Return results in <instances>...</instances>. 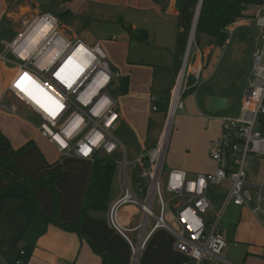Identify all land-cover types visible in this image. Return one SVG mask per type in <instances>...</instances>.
<instances>
[{
    "label": "crops",
    "instance_id": "1",
    "mask_svg": "<svg viewBox=\"0 0 264 264\" xmlns=\"http://www.w3.org/2000/svg\"><path fill=\"white\" fill-rule=\"evenodd\" d=\"M52 1L58 3L56 7L51 6ZM193 9L192 1L179 5L178 0H69L64 3H59V0H0V55L5 45L13 42L28 23L43 12H59V15L64 12V18L68 16L72 26L64 25L63 20L60 17L58 19L62 22L60 31L68 39H81L87 44L99 41L102 48V39L116 40L113 32L122 33L123 30L121 39L115 41V44L126 51V54L114 57L108 55L104 48L103 50L110 64L121 73V81H127L126 91L119 93V121L114 132L127 131L133 138V141L131 139L126 142V146L119 142L125 149L127 159L133 160L142 150L154 147L158 142L159 136L156 140L147 139L151 115L153 112L160 113L164 119L171 106L194 20ZM244 12L247 15L245 18L226 27L227 39L222 46H215L212 39L211 44L204 48L195 44L200 50V75L196 84L192 85L193 90L185 96V103L183 102L180 109L179 119L184 125V138L179 139V152L172 158L168 169H182L189 176H195L212 172L216 167L209 156L208 144L219 137L222 119L237 115L247 88L251 56L255 47L260 45L259 31L252 19L258 13H264V4L247 6ZM129 28L143 31L147 37V45L148 41H153V48L160 50L162 55L148 53V47H144L145 42L136 41L139 45H132L127 31ZM207 37L203 36L201 42ZM216 49L221 50L217 53L219 56H216L218 60L227 55L240 59L244 52L247 53L244 70L237 69L236 65L222 71L227 72L226 78L233 77L236 81L235 89L230 88L232 85L229 82L209 83L211 79L214 81L217 64L213 69L214 73L207 75L202 84L199 82L202 69L216 55ZM196 54V51L190 54L191 66L196 61ZM4 62H11L8 55L6 60L0 59V104L5 107L3 110H7L9 108L2 104L1 99L6 94L5 89L16 70L10 72L5 68ZM188 88L190 87L186 89ZM211 97L225 100V106L222 109H209L208 101ZM153 105L156 110L152 109ZM163 107L165 111H160ZM28 111L38 120L32 111ZM258 129L264 135V115L259 117ZM0 130L4 134L1 123ZM6 134L5 132L4 135L7 136ZM36 140L42 143L46 154L42 153L44 164L38 176L41 173L54 172L58 166L62 168V175L55 183L61 194V205L56 219L59 222H74L78 218L92 160L62 156L43 137ZM0 148L10 152L7 147ZM7 153L3 152L0 156ZM16 160L15 158L14 162ZM46 163L50 167H45ZM0 173L9 174L3 169H0ZM247 174L250 180L264 183V157H252ZM4 185L5 181L0 177V191ZM215 189L211 188L209 192L213 209L211 191ZM36 195L42 212L51 216L49 193L38 188ZM118 195L119 187L115 175L109 203ZM27 202L26 196L0 192V264H15L17 260L20 264H101V254L130 264L132 255L129 244L108 226L106 212L91 213L84 218L81 230L85 234L79 235L51 222L43 223L27 206ZM232 205L234 208L228 218V229L222 231L220 228L226 238L225 249L230 257V260H226L233 264H264L263 224L248 209ZM137 217V208L126 206L121 209L120 220L124 226L133 225ZM132 234L136 242V233ZM185 260L184 255L173 249V236L164 229H158L138 255L137 264H181Z\"/></svg>",
    "mask_w": 264,
    "mask_h": 264
},
{
    "label": "built area",
    "instance_id": "2",
    "mask_svg": "<svg viewBox=\"0 0 264 264\" xmlns=\"http://www.w3.org/2000/svg\"><path fill=\"white\" fill-rule=\"evenodd\" d=\"M252 22L259 31L260 45L251 56L239 111L234 117L222 119L219 137L208 144L215 169L195 176L182 169L164 168L172 117L183 107L187 78L192 76L195 85L200 75V50L195 46L192 28L158 142L133 160L127 159L125 149L113 135L119 121L117 104L122 75L110 64L99 41L87 44L81 39H68L59 29L58 17L43 12L13 42L6 44L0 55L2 60L7 55L11 57L16 66L5 93L36 115V130L60 155L92 160L99 153H121V160L115 163L119 195L107 206L106 223L129 244L132 264L135 259L138 263V255L158 229L173 236V249L186 257L181 264H233L225 258L226 240L219 229L222 212L213 209L209 196L210 189L221 187L223 182H228V191L222 211L228 203L244 207L264 227V183L250 180L247 174V162L252 157H264V135L258 129L259 117L264 115V13L256 14ZM192 48L197 52L193 66L189 64ZM78 50L80 58L73 60L83 72L69 88L55 73ZM24 72L63 104L55 118L14 86ZM4 108L0 104V109ZM152 109L156 110V106ZM7 110L15 113L16 107L12 105ZM163 191L169 195L166 200ZM126 206L138 209L136 222L130 227L120 220L121 209ZM207 212L215 215L214 222L206 216ZM128 232L136 233L135 245Z\"/></svg>",
    "mask_w": 264,
    "mask_h": 264
},
{
    "label": "trees",
    "instance_id": "3",
    "mask_svg": "<svg viewBox=\"0 0 264 264\" xmlns=\"http://www.w3.org/2000/svg\"><path fill=\"white\" fill-rule=\"evenodd\" d=\"M67 1L69 0H59V3ZM188 1H192L193 5L199 2V0H178V4L183 5ZM57 4L52 1L51 6L55 7ZM263 4L264 0H202L194 32L195 44L199 46L202 37L208 36L213 40L215 46H222L227 39L226 27L245 18L247 15L244 11L247 6H262ZM64 15L65 13L62 12L59 17L63 19ZM127 31L131 40L147 43V37L143 31L130 28ZM187 79L190 84L194 78L189 76ZM126 88L127 81L122 80L120 91L125 92ZM193 88L186 89L183 97L189 94ZM160 111H165V107L160 108ZM34 145L32 140H28L19 147L13 148L8 138L0 130V147H7L10 151L8 154L0 156V169L9 173L8 175L0 173V177L5 181L4 188L0 192L26 196L28 198L27 206L32 209L34 215L40 217L43 223L51 222L64 230L84 235L85 233L81 230L82 220L91 213L103 214L107 210L116 175L114 160L110 156L100 153L94 156L77 220L59 222L56 216L61 205V194L55 183L62 175V168L58 166L54 172L41 173L39 178L34 180L23 177L14 162L17 156ZM48 166L50 167L46 163L45 167ZM38 188L45 189L51 197V216H46L38 204L36 195ZM101 256V264H124L109 255L101 254Z\"/></svg>",
    "mask_w": 264,
    "mask_h": 264
},
{
    "label": "rangeland",
    "instance_id": "4",
    "mask_svg": "<svg viewBox=\"0 0 264 264\" xmlns=\"http://www.w3.org/2000/svg\"><path fill=\"white\" fill-rule=\"evenodd\" d=\"M196 7H197V4L193 5V8H194L193 10H195ZM53 14L56 17H59V12H55ZM62 20H63L64 25L72 26L71 21H70L68 16L63 18ZM59 29L62 30V22L60 20H59ZM106 31H109V30L106 29ZM95 33H96V31H95ZM122 33H123V30H122ZM122 33L119 31L118 32L114 31L112 35H114L116 37V40L110 39V40H108L110 42H108L105 39H102L99 34H96V36L98 38L102 39L101 42L103 43L102 44L103 48L105 49V51L107 52L108 55L114 56V57L115 56L121 57V56L126 54V51H123V49H121L119 46H117V44H115V41H117V40L119 41L121 39L120 36ZM130 42L132 45H135V44L139 45V43L134 41V40H131ZM148 44L149 45H147V43H146L145 44L146 46H144V47H148L147 48L148 53H151L154 56L162 55L161 54L162 52H160V50L156 51V49L153 48V45H155V43L153 41H148ZM209 44H211V38L207 37L200 43V47L204 48V47L208 46ZM218 51H221V50L216 49L215 50L216 55L214 54V56L211 57L207 67L204 66V68L202 69L199 82H200V84H202L206 80L207 75L216 72L215 76H214V81H212V79H211L209 81L210 84H218V83L224 81V82H229L232 85L230 88L235 89L236 88L235 87L236 81L233 79V77L232 78H226L227 72L222 73V71L226 70V68L232 69L236 65H237V69H240V70L243 69L244 70V68L246 67V64H247V61H246L247 53L244 52L243 57L240 59H236L232 56L227 55L225 58L218 60V58L216 57V56H219V55H217ZM191 52H194V48H192ZM230 52H231V48L229 50V53ZM9 59L11 61H13V59L11 57H9ZM162 60L164 61V59H162ZM190 61H192V59ZM232 61H233V64H230ZM235 63H237V64H235ZM216 64L218 66L217 71H216V68L214 69ZM4 66L10 72L16 70V66L13 65V63H11V62H8V63L4 62ZM181 66H182V64H181ZM213 69H214V72H213ZM194 82L195 81L193 79V81L189 84L188 79H187L186 86L192 87ZM182 99H183V102L185 103V96L183 97V93H182ZM1 102H2V104L7 106L8 108H10L12 105H14L16 107L15 113H10L9 111L3 110V109H1V111H0V114H1L0 115V123L3 126L4 134L6 132L7 133L6 137H8V139L10 140V143L12 142L11 145L14 148H17L28 140H32L33 142H35L34 146L28 148L27 150H25L23 153H21L19 156L16 157L17 160L15 161V164L17 165V167L21 171L23 177L36 180L39 178V176H38L39 171H40V169H42L43 164H44V158H43L44 148H43L42 143H40L39 141L36 140V138L40 137V134H38V131L35 128L38 120H36V118L28 110H26V108L23 106L22 103H20L18 101L17 98L11 96L8 93L3 96V98L1 99ZM180 111H181L180 109L176 110V112L174 113V115L172 117V127H171V131H170L169 139H168V145H167L166 154H165V161H164L165 171L169 168L170 163L172 162V158L175 155H177V152H179V150L177 148L180 146L179 139L184 138V136H183L184 125L179 119ZM164 125H165V120L162 119L161 114L153 112L151 115V124H150L149 132L147 135V139L149 141L152 139L156 140L158 138V136H160V134L164 128ZM38 135H39V137H38ZM114 136L119 140V142L123 143L125 146H126V142L130 141L131 139L133 141V138L128 134L127 131H117L116 133L114 132ZM183 146L184 145H182L181 148H183ZM3 152L7 153L8 151H7V149L5 151L4 148H0V154H3ZM44 155H46V154H44ZM110 157L112 160H114L115 163H117L121 160L122 155L120 154V152H117V153L111 155ZM45 158H46V156H45ZM247 167H249V161L247 162ZM227 191H228V183L227 182H223L221 187H219L218 189L216 188L215 191H211V195H212L211 197H212L213 202H214V210L218 213L222 212L221 218H220V223H219V229L221 228L222 231H225L228 229V225H227V223L229 221L228 218L230 217L231 209L234 208L232 203H228L227 206L225 207V209L222 211V207H223L224 199L226 198ZM162 194H163V198L165 200L168 199L169 195L167 193H165L163 191ZM206 216L210 219L211 222H214L216 219L215 215L212 212H207ZM168 224L171 225L172 224L171 221H169ZM127 235L129 236V238L132 240V242L135 245L136 243H135L134 234L127 233ZM224 253H225L226 259L230 260L229 253H228V251H226V249H224ZM131 262H132V257H131ZM131 262H130V264H131Z\"/></svg>",
    "mask_w": 264,
    "mask_h": 264
},
{
    "label": "snow or ice",
    "instance_id": "5",
    "mask_svg": "<svg viewBox=\"0 0 264 264\" xmlns=\"http://www.w3.org/2000/svg\"><path fill=\"white\" fill-rule=\"evenodd\" d=\"M83 68L72 58H69L60 71L56 72V78L67 87L71 88ZM22 93L32 99L41 109L52 118H55L63 109V104L45 92L42 86L37 83L27 72L22 73L14 85Z\"/></svg>",
    "mask_w": 264,
    "mask_h": 264
},
{
    "label": "water",
    "instance_id": "6",
    "mask_svg": "<svg viewBox=\"0 0 264 264\" xmlns=\"http://www.w3.org/2000/svg\"><path fill=\"white\" fill-rule=\"evenodd\" d=\"M202 0H199L196 9L194 10V20L192 23V33L195 32V27L197 23V18L200 10ZM225 106V100L216 98V97H211L208 101V108L209 109H222ZM137 264V263H136Z\"/></svg>",
    "mask_w": 264,
    "mask_h": 264
},
{
    "label": "bare ground",
    "instance_id": "7",
    "mask_svg": "<svg viewBox=\"0 0 264 264\" xmlns=\"http://www.w3.org/2000/svg\"><path fill=\"white\" fill-rule=\"evenodd\" d=\"M74 57H76L75 59H79L80 58L79 57V50L72 54L71 58L74 59ZM136 263H137V260L135 259L133 264H136Z\"/></svg>",
    "mask_w": 264,
    "mask_h": 264
}]
</instances>
